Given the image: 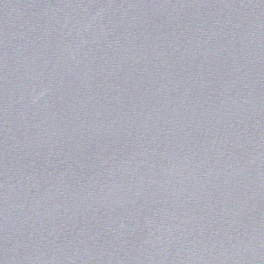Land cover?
Segmentation results:
<instances>
[{
  "label": "water",
  "instance_id": "95a60500",
  "mask_svg": "<svg viewBox=\"0 0 264 264\" xmlns=\"http://www.w3.org/2000/svg\"><path fill=\"white\" fill-rule=\"evenodd\" d=\"M0 264H264V0H0Z\"/></svg>",
  "mask_w": 264,
  "mask_h": 264
}]
</instances>
